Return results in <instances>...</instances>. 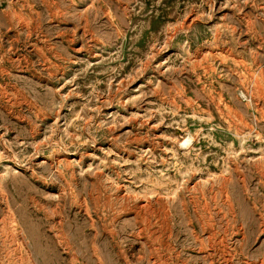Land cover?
Masks as SVG:
<instances>
[{
	"label": "rangeland",
	"instance_id": "obj_1",
	"mask_svg": "<svg viewBox=\"0 0 264 264\" xmlns=\"http://www.w3.org/2000/svg\"><path fill=\"white\" fill-rule=\"evenodd\" d=\"M99 260L264 264V0H0V264Z\"/></svg>",
	"mask_w": 264,
	"mask_h": 264
},
{
	"label": "bare ground",
	"instance_id": "obj_2",
	"mask_svg": "<svg viewBox=\"0 0 264 264\" xmlns=\"http://www.w3.org/2000/svg\"><path fill=\"white\" fill-rule=\"evenodd\" d=\"M189 140V137L187 138V139H185V141H184V143H187V141ZM15 219V218H14ZM17 230H19V229H17ZM20 232V231H19ZM18 232V233H19ZM23 232V231H22ZM13 237V236H12ZM23 238V237H22ZM211 238V237H210ZM61 239H62V237H61ZM212 239V238H211ZM17 241V240H16ZM20 248V247H19ZM100 261V263H102L103 264V262L101 261V260H99Z\"/></svg>",
	"mask_w": 264,
	"mask_h": 264
}]
</instances>
